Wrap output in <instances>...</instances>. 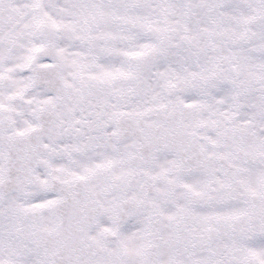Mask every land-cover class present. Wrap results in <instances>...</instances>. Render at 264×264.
Segmentation results:
<instances>
[{
    "label": "snow or ice",
    "instance_id": "snow-or-ice-1",
    "mask_svg": "<svg viewBox=\"0 0 264 264\" xmlns=\"http://www.w3.org/2000/svg\"><path fill=\"white\" fill-rule=\"evenodd\" d=\"M0 264H264V0H0Z\"/></svg>",
    "mask_w": 264,
    "mask_h": 264
}]
</instances>
